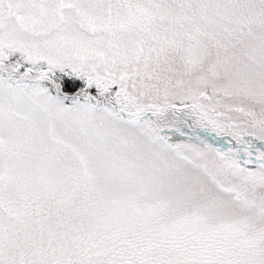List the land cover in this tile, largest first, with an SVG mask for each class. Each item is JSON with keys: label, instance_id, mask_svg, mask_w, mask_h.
<instances>
[{"label": "snow or ice", "instance_id": "obj_1", "mask_svg": "<svg viewBox=\"0 0 264 264\" xmlns=\"http://www.w3.org/2000/svg\"><path fill=\"white\" fill-rule=\"evenodd\" d=\"M0 264H264V0H0Z\"/></svg>", "mask_w": 264, "mask_h": 264}]
</instances>
